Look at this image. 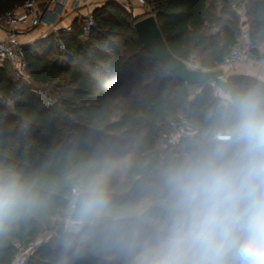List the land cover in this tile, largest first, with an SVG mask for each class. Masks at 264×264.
Returning <instances> with one entry per match:
<instances>
[{
  "label": "trees",
  "instance_id": "obj_1",
  "mask_svg": "<svg viewBox=\"0 0 264 264\" xmlns=\"http://www.w3.org/2000/svg\"><path fill=\"white\" fill-rule=\"evenodd\" d=\"M23 1L0 0V14ZM154 6L171 51L186 63L196 51L209 52L208 58L201 61L208 70L224 61L240 33L226 26L225 37L218 42L209 29L214 22L206 18L208 0H155ZM249 15L253 19L252 41H264V0H256ZM127 16L126 8L118 2H107L95 9L94 31L115 35L127 31L136 39V47L126 61L124 53L104 42L101 35L82 42L77 25L73 34L60 38L49 35L25 49L29 77L36 83L47 85L60 74L70 76L74 102L79 104L64 101V106L77 117L75 133L70 136L60 132L53 118V114H58L53 109L24 100L26 87L20 86L6 67H0V94L6 99H16L14 106L29 125L30 140V148H26L25 141L16 146L13 133L1 125L0 119V165L35 174L52 193L51 202L37 216L21 223L8 235L0 236V264L11 262L17 241L33 243L41 228L54 236L39 243L28 264H124L127 253L120 246L81 244L69 237L67 231L57 236L58 226L53 219L63 216L71 201L74 189L66 187V179L98 156H106L117 164L129 159L125 177L121 179L115 173L110 184L117 205L129 211L148 202L149 186L169 159H163L156 148L158 125L164 126L179 113L183 106L179 95L186 94L189 85L175 78L145 50L133 29L134 23L128 22ZM94 41L97 46L92 45ZM55 48L70 54L73 60L81 59L80 68L53 63L50 57ZM257 83L264 82L250 76L231 75L227 82L216 85L222 88ZM157 84L155 92L149 93ZM209 85L202 86V92L188 110L192 132L201 136L211 128L216 114Z\"/></svg>",
  "mask_w": 264,
  "mask_h": 264
},
{
  "label": "clouds",
  "instance_id": "obj_2",
  "mask_svg": "<svg viewBox=\"0 0 264 264\" xmlns=\"http://www.w3.org/2000/svg\"><path fill=\"white\" fill-rule=\"evenodd\" d=\"M217 95L211 128L165 161L147 204L117 205L110 184L119 165L106 156L67 178L69 237L118 245L124 264H264V83ZM51 200L35 174L0 165V236Z\"/></svg>",
  "mask_w": 264,
  "mask_h": 264
},
{
  "label": "rangeland",
  "instance_id": "obj_3",
  "mask_svg": "<svg viewBox=\"0 0 264 264\" xmlns=\"http://www.w3.org/2000/svg\"><path fill=\"white\" fill-rule=\"evenodd\" d=\"M255 1L256 0H208L206 18L209 22L211 20L214 22L213 24H211V27L209 29L210 33H213L217 36V40L219 43H221L225 37L224 28L226 26L232 27L233 29H238L239 31L247 29L252 34L253 19L249 15V10L251 9ZM130 3L132 7L126 8L128 14V22L135 23L146 17V14L143 11L138 10L139 7L136 5L134 0H131ZM133 8L137 10H134ZM243 9H245V15L242 16L241 11ZM98 35L104 37V42H106L108 45L115 46L119 50H121L125 55V61L128 59L127 57L129 56V54H131L136 47V39L134 38L132 33L127 31H123L120 35H115L104 31L100 32L97 29L88 38H81V41L90 42V38H96ZM97 44L98 43H96L95 41L92 42V45L94 46H97ZM254 44L264 46V41L258 40L257 42H254ZM208 56L209 52L196 51L193 54L192 59L187 63L193 69L208 71V69L204 68L201 64V61L207 59ZM70 57V54H65L62 50H60V48H55L50 57V60L58 65H71L72 67L80 68L81 59L77 58L73 60V58ZM5 67L12 75L10 66H8L7 63L5 64ZM263 69L264 68H260L257 66L251 68L246 67L244 69V72L249 74V76L251 75L250 77L253 80L261 81L260 79H258V77H262ZM14 79L20 86H25L27 89V98H25L24 100L29 102H37L39 105L50 111H53L51 108V104H57L59 110L61 111V114H53V118L57 120L60 132L66 134L67 136L75 133L74 129L76 126L75 124L77 117L74 113H71L67 109V107L64 106V101L66 100L68 102L77 103V106H79L78 102H74L75 98L73 96L70 76L68 74L64 73L58 75L50 84L47 85L36 83L31 77H28L27 80L18 79L17 77H14ZM157 87L158 84L149 89L148 92H155ZM201 87L202 86H188L186 94L179 95L183 100V106L179 110V115L177 114L173 118L168 119L164 126L158 125L156 148L160 152V155L163 159L171 158L177 155L185 146L184 142H186L190 138H192L190 140V142H192L199 140L202 137L200 134H196L194 132L193 135L185 138L178 134L175 130V125L178 123L180 116L189 110L190 103H192L195 100L196 96L202 92ZM208 89L212 93L211 100L216 104L218 99L217 93L221 88L218 87L216 83H214L210 84ZM175 91H177V88H175ZM15 101L16 99H6L0 94L1 125L6 126L7 130L13 133V140L16 146H20L21 142L25 141L26 148H30V140L28 136L29 125L17 112L14 106L16 103ZM117 116L118 114L116 115L114 120L118 118ZM183 133L189 135L190 130L184 129ZM170 138H175L176 143L170 144ZM128 160L129 159L126 158L118 163L119 167L116 171V175H118L121 179L125 177V165L127 164ZM147 203H143L141 205ZM69 222L70 220L66 213L63 216H58L53 219V223L58 226V228L64 223L68 225ZM52 236H54L52 233L41 228L40 233L35 237L33 243L37 244L38 246L50 240Z\"/></svg>",
  "mask_w": 264,
  "mask_h": 264
},
{
  "label": "built area",
  "instance_id": "obj_4",
  "mask_svg": "<svg viewBox=\"0 0 264 264\" xmlns=\"http://www.w3.org/2000/svg\"><path fill=\"white\" fill-rule=\"evenodd\" d=\"M136 5L146 14H154V0H134ZM131 0H126V8H131ZM92 0H25L15 4L11 9L0 14V30L5 33L0 38V65L9 63L18 79L27 80L28 62L25 49L32 44H25L22 38L30 32L38 29L55 33L56 38L61 35L73 34L74 26H65L59 30L60 24L69 14H80V22L77 23L81 32L80 39L88 38L97 27L95 9ZM52 5L59 6L61 10H50ZM245 15V9L241 11ZM48 33H43L41 38H46ZM60 48L64 45L61 43ZM255 51H258L255 53ZM241 66L264 68V46L254 44L251 34L247 29L241 30L235 44L224 61L215 69H223L228 75H233ZM248 76L247 73L239 74ZM224 80L222 82L225 83ZM184 129L190 130V134L183 133ZM175 130L181 136L188 138L193 135L189 112H185L175 125ZM175 138H170L169 143L174 144ZM37 244L15 243V254L9 264H28L30 256L35 252Z\"/></svg>",
  "mask_w": 264,
  "mask_h": 264
},
{
  "label": "water",
  "instance_id": "obj_5",
  "mask_svg": "<svg viewBox=\"0 0 264 264\" xmlns=\"http://www.w3.org/2000/svg\"><path fill=\"white\" fill-rule=\"evenodd\" d=\"M245 25V24H244ZM133 29L142 42L145 50L158 62L164 65L168 71L179 81L189 86H203L228 80V75L223 69L201 71L191 68L188 63L177 57L169 48L158 24L156 15L146 16L133 25ZM51 108L61 114L57 104H51ZM67 225L62 224L56 235L61 236L66 232Z\"/></svg>",
  "mask_w": 264,
  "mask_h": 264
},
{
  "label": "crops",
  "instance_id": "obj_6",
  "mask_svg": "<svg viewBox=\"0 0 264 264\" xmlns=\"http://www.w3.org/2000/svg\"><path fill=\"white\" fill-rule=\"evenodd\" d=\"M111 1L112 2H118L120 4H125L126 0H92V2L94 3L93 4V8L97 9L99 7L104 6L107 2H111ZM123 6L126 8V5H123ZM134 7H137V6H134ZM55 9L56 10H61L60 7L56 6V5H52L50 7V10H55ZM133 9L137 10L135 8H133ZM138 10L140 11L141 9L139 8ZM78 22H80V14H69L68 16L65 17V19L60 24H58L57 28H59V30H60V29H62L65 26H69V25L75 26V25H77ZM43 33H48V36L49 35H53L55 38L57 37L55 33L47 32V30H43V29H38V30H34V31L30 32L27 36H24L22 38V42H24L27 45L32 44V43L34 44L36 41L41 39ZM4 37H5V33L2 30H0V38H4ZM7 64H8V66H10L12 75H14V77H16L12 66L9 63H7ZM0 67H5V64L4 65H0ZM246 67L247 66L239 67L237 72L235 73V75L243 74L244 73V69ZM262 73H263L262 77L259 76L258 79H260L262 82H264V69H263ZM248 76H249V74H248Z\"/></svg>",
  "mask_w": 264,
  "mask_h": 264
}]
</instances>
